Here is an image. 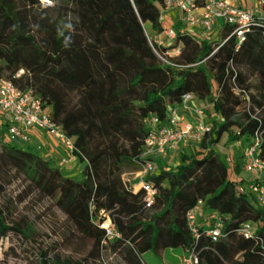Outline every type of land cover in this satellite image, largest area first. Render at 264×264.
<instances>
[{
    "label": "trees",
    "instance_id": "trees-1",
    "mask_svg": "<svg viewBox=\"0 0 264 264\" xmlns=\"http://www.w3.org/2000/svg\"><path fill=\"white\" fill-rule=\"evenodd\" d=\"M39 1L0 0V77L6 71L17 87L40 95L51 119L73 138L84 178L64 176L11 141L1 143L0 167H12L40 196L53 200L92 241L96 257L149 264L144 252L181 247L185 255L197 256V264H264V208L237 191L250 179L237 178L243 160L228 164L215 150L224 135L244 148L259 134L257 152L264 158L262 28L252 24L239 45L230 36L234 26L225 23L218 40L178 31L174 46H181L180 52L169 57L168 47L153 42L163 29L158 7L163 0H56L50 7ZM155 50L175 65L163 62ZM251 76L254 93L248 88ZM186 93L207 101L200 108L213 112L207 121L211 130L190 144L194 152L176 150L181 153L174 167L158 165L146 175L156 189L146 207L145 191H135L122 175L138 171L137 161L144 160V119L153 114L166 124ZM198 201L193 233L186 216ZM10 212L0 203V241L10 233L28 237L20 225L8 224ZM106 215L118 237L108 238L100 227ZM218 217L222 234L214 240L207 232ZM245 222L253 226L249 237L239 232ZM38 254V264H84L51 258L47 251ZM0 264H6L1 256Z\"/></svg>",
    "mask_w": 264,
    "mask_h": 264
},
{
    "label": "built area",
    "instance_id": "built-area-1",
    "mask_svg": "<svg viewBox=\"0 0 264 264\" xmlns=\"http://www.w3.org/2000/svg\"><path fill=\"white\" fill-rule=\"evenodd\" d=\"M42 2L50 4V1L47 0H42ZM158 5L161 13L165 10L178 9L182 15L181 19L186 25L197 27L206 33H210L214 29L218 20L232 25L234 27L230 36L236 37L238 45L244 41L245 33L250 30L252 24L259 25L262 28V34H264V0H255V6L252 8L237 6L226 0H163ZM198 9H201L200 13L196 12ZM177 34L178 31L172 27H163L161 33L153 37V42L162 45V39L159 37L164 36L169 40H174ZM148 40L152 44L149 37ZM156 53L163 62L175 65L157 51ZM19 75L20 73H16L15 77ZM192 99V94L186 93L181 104L169 111L166 124H161L159 118L153 114L144 119L148 133L140 155L144 160L137 161L141 165L137 173L140 178L139 188L145 191L146 207L153 203L156 189L150 181L145 180V177L157 171L156 160L181 147L198 144L211 130V125L203 119L201 108L191 104ZM188 114L195 118L189 120ZM0 124L6 125L7 135L5 136L9 141H27L29 133L45 130L57 138L74 157H77L73 138L67 136L63 129L51 119L49 111L43 107L40 95L30 87L21 89L11 79L3 77H0ZM260 142L261 135L256 134L253 141L244 147L242 169L250 173L251 177L248 182L239 184L236 188L239 193L249 194L256 206L264 208V158H261L257 152ZM228 159L229 161L233 160L232 157ZM67 163L66 159L59 162L61 165ZM201 205L202 202L198 201L187 212V222L193 233L197 231L196 221ZM210 217H214V215ZM107 218L101 222L100 227L105 229L108 238L118 237L119 233L115 226L110 218ZM221 227L222 221L218 217L214 222L213 229L209 230L207 234L216 240L222 234ZM239 232L244 237H249L253 233V226L249 222H245ZM197 261V256L194 253L182 258V264H197Z\"/></svg>",
    "mask_w": 264,
    "mask_h": 264
},
{
    "label": "rangeland",
    "instance_id": "rangeland-1",
    "mask_svg": "<svg viewBox=\"0 0 264 264\" xmlns=\"http://www.w3.org/2000/svg\"><path fill=\"white\" fill-rule=\"evenodd\" d=\"M47 1H50V4H44L42 0L39 2L42 7H50L56 3V0ZM249 3L251 4L249 6L254 7L253 1ZM214 31L215 28L208 34L211 40L215 39ZM159 38L162 39L161 46L168 47L165 52L167 56L173 57L179 54L181 46H174V40H169L164 36ZM18 73L20 75L23 74V70H20ZM6 74L7 72L3 71L1 76L7 78ZM248 85V88L254 93L256 91L255 77H249ZM191 102L196 107H200L201 105L194 98ZM202 116L205 121L211 120L213 112L208 108L204 109ZM187 118L192 120L195 117L188 114ZM2 134L7 135V127L5 124H0V137ZM28 136L29 139L27 141L11 142L20 149L29 150L48 160L50 165L57 167L64 176L76 180L84 178V163L78 157H74L57 138H54L45 130H42L41 134L29 133ZM8 141L6 136H4V140L0 138V150L3 147L1 143H8ZM243 149L239 141H228L226 135L215 146V150L228 164L235 160L241 162L243 160ZM182 151L192 153L195 151V147L194 145H188ZM180 153L181 151L169 152L164 157L158 158L157 160L159 161L157 163L158 165L174 167L180 161ZM229 157H232L233 160L229 161ZM62 159H66L68 163L64 165L59 164ZM138 177V173L134 168L127 170L122 175V178L128 185L129 183L136 182ZM250 177V173L241 169V173L237 178L248 180ZM0 185L2 186L0 203L6 210L11 211L7 215V219L10 222L8 224L20 225L28 234V237H24L21 234L10 233L9 237L0 241V256L6 264H38V253L41 251H47L51 258H70L77 263L123 264L119 259L109 254H103L100 257L92 255V241L82 236L74 228L64 213L54 206L53 200L40 196L33 186L29 187L24 176L16 172L12 167H0ZM103 216L104 214H101V217ZM107 219L106 215L105 220ZM21 221L24 223H11ZM93 221L99 223L97 218H94ZM27 226L30 227V230L26 229ZM147 257H152L157 264H163L161 256L155 255L151 251L146 255ZM183 257H181L180 264H182Z\"/></svg>",
    "mask_w": 264,
    "mask_h": 264
},
{
    "label": "crops",
    "instance_id": "crops-1",
    "mask_svg": "<svg viewBox=\"0 0 264 264\" xmlns=\"http://www.w3.org/2000/svg\"><path fill=\"white\" fill-rule=\"evenodd\" d=\"M226 1L232 2L234 5H237V6H243V7H248V8H252L251 6H249V5H251L249 2L253 1V4L255 6V0H226ZM158 7H159V5H158ZM196 12L200 13L201 9H198ZM181 16L182 15L178 9L165 10L164 13L163 12L161 13L162 27H172L173 29H175L177 31L190 33V34L194 35L195 38L198 40H200L201 38H208L209 33L203 32L202 30H200L197 27H190V26L186 25L182 21ZM223 24H224V22L222 20H218L215 23V26H214V28H215V31H214L215 39H218L220 37ZM199 30H200V32H199ZM198 102L201 104L200 106H204V105L206 106L207 105V101H204V102L198 101ZM191 104H192V102H191ZM33 132L41 134V131L36 130ZM139 180H140V178L138 177V180L136 182L132 183L134 185L135 191H137L139 189ZM148 252L149 251H146L142 254L145 261L148 262L149 264H157L156 261L152 257L146 258V255L148 254ZM154 254L161 256V260H162L163 264H180L181 257L185 255V251L181 247L164 248V249H161L157 253H154Z\"/></svg>",
    "mask_w": 264,
    "mask_h": 264
}]
</instances>
